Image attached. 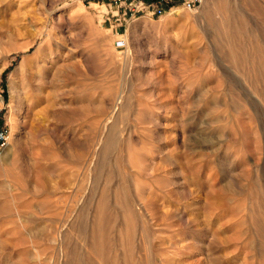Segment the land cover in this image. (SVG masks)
Masks as SVG:
<instances>
[{
    "label": "rangeland",
    "instance_id": "1",
    "mask_svg": "<svg viewBox=\"0 0 264 264\" xmlns=\"http://www.w3.org/2000/svg\"><path fill=\"white\" fill-rule=\"evenodd\" d=\"M109 1L0 0V264H264V0Z\"/></svg>",
    "mask_w": 264,
    "mask_h": 264
},
{
    "label": "built area",
    "instance_id": "2",
    "mask_svg": "<svg viewBox=\"0 0 264 264\" xmlns=\"http://www.w3.org/2000/svg\"><path fill=\"white\" fill-rule=\"evenodd\" d=\"M202 5V0H110L107 6V20L114 24L112 28L128 27L141 17L160 18L176 8L196 10ZM122 37V36H121ZM126 41L119 39L117 48H124ZM10 132L7 127H0V152L9 145Z\"/></svg>",
    "mask_w": 264,
    "mask_h": 264
},
{
    "label": "bare ground",
    "instance_id": "3",
    "mask_svg": "<svg viewBox=\"0 0 264 264\" xmlns=\"http://www.w3.org/2000/svg\"><path fill=\"white\" fill-rule=\"evenodd\" d=\"M44 66L46 67V64H44ZM9 143H10V138H9Z\"/></svg>",
    "mask_w": 264,
    "mask_h": 264
}]
</instances>
